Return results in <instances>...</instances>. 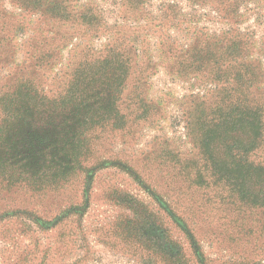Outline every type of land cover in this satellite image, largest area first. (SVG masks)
<instances>
[{"label":"rangeland","instance_id":"rangeland-1","mask_svg":"<svg viewBox=\"0 0 264 264\" xmlns=\"http://www.w3.org/2000/svg\"><path fill=\"white\" fill-rule=\"evenodd\" d=\"M17 84L40 99L0 149V264H264V134L224 116L264 103V0H0ZM44 95L92 109L75 149Z\"/></svg>","mask_w":264,"mask_h":264},{"label":"trees","instance_id":"trees-1","mask_svg":"<svg viewBox=\"0 0 264 264\" xmlns=\"http://www.w3.org/2000/svg\"><path fill=\"white\" fill-rule=\"evenodd\" d=\"M48 10H50V9H48ZM16 79H17V81H19L20 78H16ZM18 84L16 85V87L14 86L13 91H10L8 93L7 92L3 93V95L0 96V108H1L0 110L2 112V115L4 116V118L2 119L3 121L0 125V149H19V145L17 143H15L14 140H13V142L7 143V142H9L8 140L10 139V134L18 133L19 132L18 127L24 126V125H27V127H29V129H31L32 120L28 119V118L31 117L33 119V117L35 115V110H36L35 108H37L35 102H36V100L38 101L40 99L38 97L37 92L34 93V87H32L30 85L24 87L25 85H22V84L19 87ZM44 96H42V99H44L43 100L44 103H47L45 105V107H47L45 109V111H46V114L48 116L52 115V110H55V111L60 110V112H62V111H65V113L68 112L69 113L68 117H70L67 120V122L69 124L67 131H64L65 129L62 128V126H60V124H55V122L49 121V120H48V122L45 121L47 124V128L45 130L49 132V134H48L49 138L47 139V143H51V147L56 146L55 149H60V148H58L59 143L62 142L63 144H65V140H66L69 147L71 149H75L77 147L78 143L81 141V137H82L81 130H82L83 125L81 123V120L79 119L81 116V112H87L89 114L90 111H92V109L90 111H86L84 108H82L83 103H80V104L74 103L71 106H69V104H67V106H66V104H65V107L61 108L57 104L58 100H59L58 97L52 98V97H47V96L44 97ZM109 101H112L114 104H116L115 99H113V98H109L107 100H102V101H100V106L98 108V111L101 112L102 114L110 113L112 110V106L109 103ZM236 103L237 102L233 101V103H232L233 107L236 105ZM232 104H230V106ZM67 109H69V111H67ZM243 115L250 117L249 119L251 121L246 122V123L248 124V127H249L251 133H252V130H254L256 137H258V138L260 135L264 134V103L261 104V111L259 110V114L253 115V117L251 116V113L242 114L239 111H237V114L235 115L234 111L230 112L229 107H228V109L224 113V116L226 118L225 121L227 120L229 123H231L235 119L234 120L235 123L233 126L228 128L229 131H228V129H226L227 133H229V132L231 133V128L235 129V126L237 124V119L242 118ZM236 116H237V118H236ZM68 117H66V118H68ZM64 119H65V117H64ZM3 123H5V124H3ZM50 124H52V126H50ZM223 125H227V123L223 122ZM234 132H237V131H234ZM237 134L238 133H236L234 137H236ZM15 138H16V136L13 137V139H15ZM13 143H14V146H13ZM246 145L249 146V145H251V143H247ZM23 149H32V148H31L30 144H27L26 147H24ZM16 152H17V150H16ZM9 153L11 156H10V158H8V157L7 158L10 161H12L13 155L11 152H9ZM28 159L29 158H22L21 161L18 160V164H20V169L23 172L30 174V176L41 177L40 174L44 170H41V169L35 170L33 168H30L27 164ZM24 162L26 164L23 165L22 163H24ZM14 176L15 175L12 174V177H14ZM257 176L262 177L264 180V173H259ZM54 177L56 178L57 176L54 175Z\"/></svg>","mask_w":264,"mask_h":264}]
</instances>
